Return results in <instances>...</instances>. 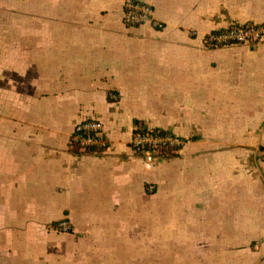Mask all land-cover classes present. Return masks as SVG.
Segmentation results:
<instances>
[{"label": "crops", "instance_id": "obj_1", "mask_svg": "<svg viewBox=\"0 0 264 264\" xmlns=\"http://www.w3.org/2000/svg\"><path fill=\"white\" fill-rule=\"evenodd\" d=\"M142 1L162 27L0 0V264H264V42H205L264 0ZM90 117L99 153L71 147ZM135 124L189 141L149 160Z\"/></svg>", "mask_w": 264, "mask_h": 264}, {"label": "built area", "instance_id": "obj_2", "mask_svg": "<svg viewBox=\"0 0 264 264\" xmlns=\"http://www.w3.org/2000/svg\"><path fill=\"white\" fill-rule=\"evenodd\" d=\"M123 22L128 26L152 24L160 28L163 24L154 16V8L142 0H124ZM205 42L209 46L219 47L227 44L256 45L264 42L263 23H233L228 27L209 32L205 36ZM117 94H111V98L117 99ZM103 122L95 117L83 118L77 122L71 138V147L81 152H102L108 148V140L103 128ZM189 139L174 134L170 131L146 127L135 124L132 138V146L135 152L142 154L146 159L165 157V149L170 153H178ZM149 192H154L156 186L147 183ZM62 231H69L70 225L67 220L58 224Z\"/></svg>", "mask_w": 264, "mask_h": 264}, {"label": "trees", "instance_id": "obj_3", "mask_svg": "<svg viewBox=\"0 0 264 264\" xmlns=\"http://www.w3.org/2000/svg\"><path fill=\"white\" fill-rule=\"evenodd\" d=\"M144 130H146V127H145V126H143V131H144ZM164 154L170 155V154H172V153H170L168 149H165Z\"/></svg>", "mask_w": 264, "mask_h": 264}]
</instances>
